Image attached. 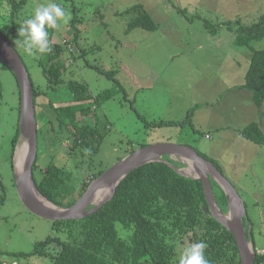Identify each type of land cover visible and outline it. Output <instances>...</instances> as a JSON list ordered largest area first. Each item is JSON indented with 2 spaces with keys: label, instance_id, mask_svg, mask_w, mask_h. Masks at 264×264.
I'll return each mask as SVG.
<instances>
[{
  "label": "rangeland",
  "instance_id": "obj_1",
  "mask_svg": "<svg viewBox=\"0 0 264 264\" xmlns=\"http://www.w3.org/2000/svg\"><path fill=\"white\" fill-rule=\"evenodd\" d=\"M48 2L26 0L16 22L22 23L38 5ZM51 2L61 5L68 14L67 23L61 22L54 29L53 40L67 41L70 49L74 40L79 50L87 51L83 59L72 63L67 54L69 68L65 81L86 83L94 96L112 93V98L97 109L108 132L89 170L81 174L106 171L142 145H190L215 161L236 190L252 224L255 244L263 253L264 146L243 139L240 132L254 122L264 134V104L260 110L256 109L250 93L242 88L251 51L263 50L264 39L251 42L249 47H238L233 43L234 30L226 25L236 20L247 26L258 22L264 15V0ZM136 5L158 24L156 31L139 28L127 31L140 10L126 11ZM8 14L7 0H0V32L21 56L34 84L43 89L45 80L36 63L38 55L28 56L15 45L17 32L12 30ZM205 23L212 28H205ZM108 72L114 74L113 79L107 77ZM61 95H67L63 88L53 97L65 101ZM195 108L196 123L192 126H146L182 122ZM17 117L15 78L0 63V264H51L49 258L13 256L32 253L37 243L53 234L52 222L32 214L17 194L10 161ZM86 121L92 123L90 118ZM66 143L52 150L58 164H64L68 158L67 145L71 142ZM47 152L44 147L40 149L42 168L48 160L44 155ZM190 170L181 172L190 175ZM117 230L122 236L120 226ZM187 245L176 248V264L182 247Z\"/></svg>",
  "mask_w": 264,
  "mask_h": 264
},
{
  "label": "trees",
  "instance_id": "obj_2",
  "mask_svg": "<svg viewBox=\"0 0 264 264\" xmlns=\"http://www.w3.org/2000/svg\"><path fill=\"white\" fill-rule=\"evenodd\" d=\"M25 5L26 0H7L13 31L17 32L21 24L16 20ZM136 9L140 10L139 15L128 24L127 31L138 28L156 31L158 24L140 5L126 12ZM204 26L212 28L208 23ZM226 26L234 30L233 43L238 47H249L251 42L264 39V15L249 26L243 25L240 20ZM48 31L52 51L36 57L45 80L43 89L34 84L24 63L33 86L37 120L38 152L32 172L37 189L46 199L58 207L69 208L105 172L87 176L81 174L89 170L88 166L99 153L108 132L107 124L99 117L97 109L102 102L112 98V93L106 91L94 96L86 83L71 79L65 81L69 68L67 54L72 63L83 59L87 51L79 50L74 40V44L70 42L73 45L71 49L67 41H54V29ZM0 36L7 40L1 32ZM251 52L242 88L250 93L252 103L260 110L264 104V49ZM105 74L114 78L110 72ZM15 82L19 122L20 92L16 78ZM62 88L67 93L66 97L61 95L65 101L53 97ZM192 115L191 110L182 122L147 123L146 126H192ZM89 118L92 123L86 121ZM240 133L243 139L264 146V134L257 123L248 124ZM18 137L17 123L10 157L12 170ZM66 141L71 142L67 145L68 158L64 164H58L52 150L63 142L67 144ZM42 147L48 151L44 154L48 158L44 168L40 167L39 161ZM204 159L220 171L215 161L205 156ZM71 160L75 161L68 168ZM173 164L177 168L182 167L181 164ZM212 189L219 208L225 212L227 199L224 192L214 182ZM248 222L249 219L244 221L246 229ZM117 226L121 227L122 236ZM250 226L256 254L254 262L264 264V253L258 250L251 223ZM52 231V236L37 243L32 253L13 256L16 259L31 256L49 258L51 264H176V248L179 245L203 240L207 245L205 256L209 264H241L234 237L209 213L201 181L182 177L161 162L146 164L128 174L116 187L113 198L97 212L79 220L52 222Z\"/></svg>",
  "mask_w": 264,
  "mask_h": 264
},
{
  "label": "water",
  "instance_id": "obj_3",
  "mask_svg": "<svg viewBox=\"0 0 264 264\" xmlns=\"http://www.w3.org/2000/svg\"><path fill=\"white\" fill-rule=\"evenodd\" d=\"M0 61L13 73L19 86V137L13 156V172L17 194L22 204L32 214L50 222L85 218L109 202L115 194L116 187L132 171L149 163L161 162L171 167L182 177L201 181L209 213L234 237L240 263L255 264L256 254L251 241L250 223L248 222L247 229L244 226V221H248L244 202L217 167L204 159L189 145L156 143L138 148L96 178L71 207L61 208L51 203L37 189L32 172L38 152L33 86L19 53L2 36H0ZM22 144H26L27 154L23 168L18 172L15 166V156L18 147ZM176 162L182 163L184 168H177L173 164ZM188 168H191L193 175L181 172ZM212 182L217 184L226 196L225 212L219 208L216 202ZM106 187L111 188L107 198L97 204H92L91 200L94 194Z\"/></svg>",
  "mask_w": 264,
  "mask_h": 264
},
{
  "label": "clouds",
  "instance_id": "obj_4",
  "mask_svg": "<svg viewBox=\"0 0 264 264\" xmlns=\"http://www.w3.org/2000/svg\"><path fill=\"white\" fill-rule=\"evenodd\" d=\"M68 14L55 3L38 5L17 29L15 45L28 56H42L52 51L48 29H58L61 22L67 23ZM206 243L201 240L182 247L178 264H209L205 256Z\"/></svg>",
  "mask_w": 264,
  "mask_h": 264
},
{
  "label": "bare ground",
  "instance_id": "obj_5",
  "mask_svg": "<svg viewBox=\"0 0 264 264\" xmlns=\"http://www.w3.org/2000/svg\"><path fill=\"white\" fill-rule=\"evenodd\" d=\"M27 154V146L26 144H22L18 147L17 149V153H16V156H15V166H16V169L18 172H20L23 168V164H24V161H25V156ZM192 170L188 171V173H190V175L192 174ZM110 187H106V188H103V189H100L98 190L92 200H91V203L92 204H97L99 202H101L103 199L107 198V196L109 195L110 193ZM46 203V202H45Z\"/></svg>",
  "mask_w": 264,
  "mask_h": 264
},
{
  "label": "crops",
  "instance_id": "obj_6",
  "mask_svg": "<svg viewBox=\"0 0 264 264\" xmlns=\"http://www.w3.org/2000/svg\"><path fill=\"white\" fill-rule=\"evenodd\" d=\"M196 121V108L194 109V113H193V115H192V123L194 122V123H196L195 121ZM172 144V143H171ZM179 145H183V144H179ZM184 145H187V144H184ZM190 146V145H189ZM193 148V147H192ZM196 150V149H195ZM198 152V151H197ZM203 158H204V155H202V153H200V152H198ZM177 164H181L182 165V167L181 168H183V164L182 163H180V162H176Z\"/></svg>",
  "mask_w": 264,
  "mask_h": 264
},
{
  "label": "built area",
  "instance_id": "obj_7",
  "mask_svg": "<svg viewBox=\"0 0 264 264\" xmlns=\"http://www.w3.org/2000/svg\"><path fill=\"white\" fill-rule=\"evenodd\" d=\"M264 253V252H263Z\"/></svg>",
  "mask_w": 264,
  "mask_h": 264
}]
</instances>
